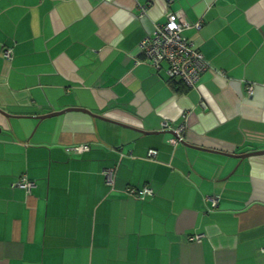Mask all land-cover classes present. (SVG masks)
<instances>
[{
    "label": "crops",
    "instance_id": "crops-1",
    "mask_svg": "<svg viewBox=\"0 0 264 264\" xmlns=\"http://www.w3.org/2000/svg\"><path fill=\"white\" fill-rule=\"evenodd\" d=\"M171 14L193 86L139 49ZM262 150L264 0H0V264H264Z\"/></svg>",
    "mask_w": 264,
    "mask_h": 264
},
{
    "label": "built area",
    "instance_id": "built-area-1",
    "mask_svg": "<svg viewBox=\"0 0 264 264\" xmlns=\"http://www.w3.org/2000/svg\"><path fill=\"white\" fill-rule=\"evenodd\" d=\"M145 11V8H143ZM183 26L174 14L168 16L163 24H158L153 35L144 38L139 49L145 53L152 64L156 67L162 63L168 65V75L172 79H179L188 85H195L200 79L202 73L209 68L208 62L204 54L194 44L182 35ZM4 56L8 60L12 57L10 48L4 51ZM248 91L253 92V85L248 86ZM165 126L167 124H164ZM182 140L181 137L173 138L172 142ZM90 149L89 144H79L71 146L69 151L74 153H83ZM158 150L150 149L149 156L155 157ZM108 182H112L114 178V169L106 170ZM17 185L26 190H31L35 182L30 180L27 175H22ZM128 192L144 198L153 193V190L146 186L142 189L129 187ZM201 235L192 236L191 239H200Z\"/></svg>",
    "mask_w": 264,
    "mask_h": 264
},
{
    "label": "water",
    "instance_id": "water-1",
    "mask_svg": "<svg viewBox=\"0 0 264 264\" xmlns=\"http://www.w3.org/2000/svg\"><path fill=\"white\" fill-rule=\"evenodd\" d=\"M69 109H70V110H71V109L83 110L82 108H76V107H74V108H69ZM67 111H69V110L67 109V110H63V111H59V112H53V113H50V114H46V115H44V116H40V118L53 117V116H56V115H59V114L65 113V112H67ZM263 153H264L263 150H262V151H254V152H250V153H247V154L242 155V156H239V157H248V156H251V155H258V154H263ZM230 155H232V154H230Z\"/></svg>",
    "mask_w": 264,
    "mask_h": 264
},
{
    "label": "trees",
    "instance_id": "trees-1",
    "mask_svg": "<svg viewBox=\"0 0 264 264\" xmlns=\"http://www.w3.org/2000/svg\"><path fill=\"white\" fill-rule=\"evenodd\" d=\"M170 81H171L172 84H176V85H179L180 83H185L183 81L172 79V78H170Z\"/></svg>",
    "mask_w": 264,
    "mask_h": 264
}]
</instances>
